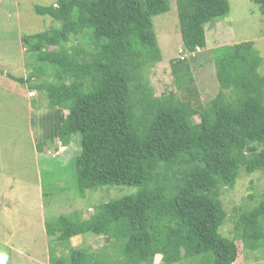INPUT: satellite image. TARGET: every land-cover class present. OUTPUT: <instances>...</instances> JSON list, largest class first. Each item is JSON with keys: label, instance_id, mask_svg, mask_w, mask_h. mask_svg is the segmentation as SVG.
Returning a JSON list of instances; mask_svg holds the SVG:
<instances>
[{"label": "trees", "instance_id": "16d2710c", "mask_svg": "<svg viewBox=\"0 0 264 264\" xmlns=\"http://www.w3.org/2000/svg\"><path fill=\"white\" fill-rule=\"evenodd\" d=\"M264 14V0H251ZM183 45L204 46V23L226 14L228 0H175ZM169 0H55L35 4L56 27L24 34L28 77L7 76L42 91L37 151L76 136V193L105 185L137 190L98 203L88 217L72 210L44 220L50 242L104 236L112 254L69 247L49 264H161L197 257L196 264H233L238 249L264 250V192L236 209L230 234L222 187L244 171L264 173V74L252 41L210 49L218 91L202 102L187 58L172 59L174 90L155 95L147 69L161 59L151 18ZM81 39L66 46L71 39ZM202 64V63H201ZM36 81H33V79ZM36 97V96H35ZM195 117L197 118L195 120ZM44 195V193H43Z\"/></svg>", "mask_w": 264, "mask_h": 264}, {"label": "rangeland", "instance_id": "374dc122", "mask_svg": "<svg viewBox=\"0 0 264 264\" xmlns=\"http://www.w3.org/2000/svg\"><path fill=\"white\" fill-rule=\"evenodd\" d=\"M54 1L0 0V264H49L51 251L66 257L69 247L89 252L105 247L102 252L112 254L113 246L104 236L90 233L71 237L67 246L50 242L44 220L72 210H81L82 217L86 218L98 203L137 190L133 186L105 185L86 189L80 196L76 193L71 159L80 148L78 138L71 137L67 145L55 139L41 151L35 148L38 117L47 109L46 96L7 75L28 77L31 66L24 64L27 57L20 37L58 25L49 16L33 11L35 4ZM228 3L226 14L204 23L205 45L195 46L192 51L183 45L175 0H169L166 12L152 16L161 54V59L147 69L155 95L174 90L170 62L187 58L200 89L201 101L211 99L218 91V82L210 49L222 44L252 41L262 58L258 71L264 74V14L251 0H228ZM78 41L81 39L71 38L66 46ZM263 192L264 173L260 171L251 174L242 171L233 187H222L220 200L227 216L218 231L232 236L230 230L236 209L252 207ZM236 245L238 254L233 264H264V250L244 249L238 240ZM197 259H182L174 264H196ZM108 261V264H122L114 256ZM159 261V255L155 256L154 264H161Z\"/></svg>", "mask_w": 264, "mask_h": 264}]
</instances>
